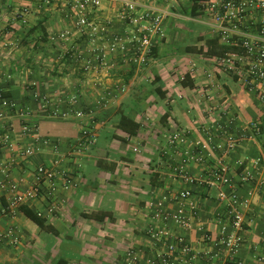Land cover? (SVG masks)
Masks as SVG:
<instances>
[{
    "label": "crops",
    "instance_id": "crops-1",
    "mask_svg": "<svg viewBox=\"0 0 264 264\" xmlns=\"http://www.w3.org/2000/svg\"><path fill=\"white\" fill-rule=\"evenodd\" d=\"M193 3L180 0L174 8L164 7L163 38H158L152 59L142 69L113 57L114 68L95 64L86 73L80 63L84 61L74 57L73 48L81 42L65 45L56 38L65 29L75 30L72 4L0 0L1 90L33 106L34 87L26 86L27 81L59 108L77 96L79 105L93 112L97 135L75 171V185L59 193L55 210L49 211L43 200L29 207L45 220V228L21 209L14 215L5 212L7 194L0 192V237L12 228L19 240L18 245L10 238L0 241V264H114L129 248L139 252L140 264H147L155 255L147 233L152 224L148 204L160 194L186 191L190 195L172 198L167 210L190 220V229L175 227L172 232L188 241L195 264H216L230 257L264 264V163H258L264 135L255 136L250 127L263 116L255 96L215 62L216 55L208 54V41L216 39L194 18ZM88 11L121 30L119 2L104 0L101 8L89 6ZM84 48L85 55L93 49ZM18 70L27 77L22 84L15 81ZM5 73L13 74V81ZM106 90L115 97L98 105ZM121 113L141 125L136 135L119 129ZM232 118L236 119L232 128L224 127ZM35 121L42 135L62 143L63 151L80 137L81 125L75 119H49L40 113ZM227 130L237 141L233 152L225 149ZM178 132L183 142L171 148L169 138ZM51 157L42 152L17 166L14 181L29 185L34 167ZM0 158H6L4 150ZM180 164L192 181L175 172ZM217 171L229 178L231 186L215 177ZM221 191L250 199V206L242 209V242L234 254L204 238L208 233L217 240L232 231L229 200L219 199ZM178 259V264H186L182 256Z\"/></svg>",
    "mask_w": 264,
    "mask_h": 264
},
{
    "label": "built area",
    "instance_id": "built-area-1",
    "mask_svg": "<svg viewBox=\"0 0 264 264\" xmlns=\"http://www.w3.org/2000/svg\"><path fill=\"white\" fill-rule=\"evenodd\" d=\"M59 1L72 4L75 30L65 29L56 38L65 45L69 41L81 42L78 48H73L74 57L84 61L80 63L83 71L88 73L95 64L114 68L113 57L121 58L135 68L142 69L152 59L158 38H163L164 19L167 14L164 7L174 8L180 0H112L121 4L120 31L113 29V21H98L89 15V6L92 9L101 8L104 0ZM194 18L222 46L239 49L214 56L215 62L233 76H237L244 90L255 96L263 118L252 121L250 127L255 136L264 135V0H198ZM85 45L93 48L89 55H85ZM113 97L115 96L112 92L106 90L97 104L107 105ZM32 99L37 108L4 96L0 88V150L6 152V158H0V192L7 194L5 212L10 215H14L23 206H32L37 200L45 201L49 211H54L57 196L60 192L71 191L75 185V171L81 168L87 149L97 140L93 112L81 107L77 96L70 98L64 108L54 106L40 92L35 91ZM40 113L50 119H75L80 123V137L72 142L70 149L63 151L60 141L40 133L39 125L35 121ZM235 121V118L228 119L224 127L231 129ZM226 133V152H233L237 144L236 138L228 130ZM180 142H183V136L179 132L173 133L169 138L171 148L176 149ZM42 152L51 154L52 157L34 167L31 183L23 187V180L14 181L12 176L15 168L23 163H30L35 155ZM262 162L264 163V143L263 154L258 159L259 164ZM174 170L183 174L185 180L192 181L182 164L175 166ZM214 175L224 186H231L227 176L219 171ZM212 187L213 183H210L209 189ZM188 195L189 191L174 196L163 193L148 204L152 224L147 233L155 245V255L147 264H178V255L182 256L186 264H195L193 248L188 241L184 236L174 235L172 232L175 227L190 229V220L181 212L167 210V204L172 198L181 200ZM219 199L229 200L232 231L223 233L217 240L208 233L204 238L205 241L226 248L234 254L242 242L239 235L244 229L242 209L250 206V199L240 198L233 191H221ZM13 231L11 228L3 234L0 241L10 238L13 245H18L19 240L13 236ZM140 262L139 252L135 248H129L114 264ZM216 264L246 263L230 257Z\"/></svg>",
    "mask_w": 264,
    "mask_h": 264
},
{
    "label": "trees",
    "instance_id": "trees-1",
    "mask_svg": "<svg viewBox=\"0 0 264 264\" xmlns=\"http://www.w3.org/2000/svg\"><path fill=\"white\" fill-rule=\"evenodd\" d=\"M197 1L198 0H194V3H193V8L192 9H193L194 13H195V4H196ZM208 45H209L208 54H210V55H223L226 52L231 51V49L229 47L222 46L220 44L219 40H209L208 41ZM29 87H34V89H32V94H31V98H32L33 93L35 91L36 92H38V91L35 89V85L34 84H32ZM4 96L10 97L9 94H4ZM24 104H27V102H25ZM34 105L37 106L36 103H34ZM118 127L122 131L126 132L129 136H133V135H136L138 133V131L140 130L141 125L139 123H137L133 118H130L129 116H127L125 113H121L120 117H119ZM21 211L30 220H32L35 224H37L39 227H41V228H45L46 227L45 220L43 218H41L37 213L33 212L29 207L23 206L21 208Z\"/></svg>",
    "mask_w": 264,
    "mask_h": 264
},
{
    "label": "rangeland",
    "instance_id": "rangeland-1",
    "mask_svg": "<svg viewBox=\"0 0 264 264\" xmlns=\"http://www.w3.org/2000/svg\"><path fill=\"white\" fill-rule=\"evenodd\" d=\"M14 74H16V72H14ZM10 75V78H8V76ZM17 77H16V79H15V81H19L20 82V84H22V82H23V80H24V82H26L27 81V77H26V75L25 74H20L19 73V70H18V74L16 75ZM20 76H23V79L20 77ZM13 74H11V73H5V78L7 79V80H10V81H13ZM5 79V80H6ZM8 82V81H7ZM31 86V84L30 83H28V81L26 82V86ZM43 117H46V118H48L47 116H45V115H42ZM160 114L157 116V119L159 120L160 119ZM94 119H95V117L94 116H92ZM153 119H154V117H152ZM50 119V118H49ZM152 123H154V120L153 121H151Z\"/></svg>",
    "mask_w": 264,
    "mask_h": 264
}]
</instances>
